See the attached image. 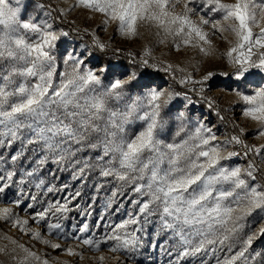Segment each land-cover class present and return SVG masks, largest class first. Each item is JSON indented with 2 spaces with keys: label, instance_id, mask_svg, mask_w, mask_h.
Listing matches in <instances>:
<instances>
[{
  "label": "snow or ice",
  "instance_id": "1",
  "mask_svg": "<svg viewBox=\"0 0 264 264\" xmlns=\"http://www.w3.org/2000/svg\"><path fill=\"white\" fill-rule=\"evenodd\" d=\"M77 6L99 14L105 29L114 25L124 37L151 25L157 35L180 38L174 40L177 50L194 38L211 46L210 32L232 33L235 42L222 54L231 70L208 71L198 79L185 75L178 83L186 91L178 92L158 83L157 74L171 72L172 65L150 61V49L132 59L133 68L111 61L93 64L88 46L71 43L70 32L80 31L57 26ZM29 7L28 0H0V204L12 205L0 207V221L81 259L82 252L47 237L93 251L107 246L123 253L118 264H144L139 255L156 252L166 264H264V247L253 248L264 239V183L259 182L264 144H246L243 128L220 141L203 119L193 125L192 112L203 103L223 120L206 93L213 77H227L225 88L264 138V0H76L69 9L56 10L55 17L50 6L35 3L46 18L31 16ZM84 33L91 36L92 49L106 51L95 32ZM172 128L169 140L166 130ZM234 146L243 152L229 150ZM241 155L251 157L246 166L228 163ZM63 172L78 183L75 190L45 178L59 179ZM87 187L94 193L92 203L106 193L104 208L110 214L106 223L95 225L105 229L100 235L88 223L73 224L71 231L63 223L76 210L90 215L80 205ZM56 193L63 195L43 199ZM112 215L123 218L115 223ZM10 242L16 264H49L28 245ZM17 249L22 257L14 255ZM105 259L100 256V264Z\"/></svg>",
  "mask_w": 264,
  "mask_h": 264
},
{
  "label": "rangeland",
  "instance_id": "2",
  "mask_svg": "<svg viewBox=\"0 0 264 264\" xmlns=\"http://www.w3.org/2000/svg\"><path fill=\"white\" fill-rule=\"evenodd\" d=\"M30 7L28 12L31 16H37L41 18H46L47 13H42L40 9L34 7L35 3H39L34 0H28ZM54 10L49 9L52 12V16L55 17L59 13L58 9H69L71 5L76 4V0H51ZM225 3H234L235 0H223ZM176 12L182 11V4L176 7ZM201 15L203 13H200ZM91 17V18H90ZM214 18L219 19V16ZM194 21H198V15L192 16ZM264 25V22H262ZM58 27L66 26L70 29H78L80 34L78 39L71 38V43L74 46H88L91 49V36L84 33V29H88V32H95L96 36L99 39L108 45L107 48L114 50L117 49H127L129 51H136L139 53L140 58L145 49H150L151 54L149 56L150 61L155 62L161 66L172 65V69H175L185 75H192L193 78H200L203 74L208 71L213 72H222L230 71L231 69L227 65L226 58L222 55L227 52L228 48L232 43L235 42V36L232 33L225 32L223 34L217 33L212 35L209 29H205L210 32L209 38L212 41L211 46L203 44L202 42L193 39V44L184 45L181 43L179 50L175 47V42H180V38H173L171 36H164L163 33L157 35V29L151 25H143L139 28L138 35L134 37H124L115 30L114 25H109L106 29L101 25V16L99 14H92L89 10L82 7H72L70 11L67 12L64 21L61 23L57 21ZM258 31V29H254ZM72 34L77 35L75 31H72ZM226 37V39L224 38ZM88 40V41H87ZM164 42L161 43L160 41ZM61 47L66 46V42H62ZM203 47L206 52H209V55L200 51V48ZM117 52V51H116ZM132 59V56L130 55ZM98 62L97 57L93 54L92 63L96 64ZM183 69V71H181ZM62 70V69H58ZM179 79L176 80V84L179 86V89L173 87V85L166 80H158V83L162 87H169L178 92H184L186 89L183 85L178 83ZM107 82V81H106ZM213 87L206 95L210 96L214 101L216 106L220 109V115L224 117L223 120L219 119L215 112L209 110L207 106L203 103H198L195 108L192 109L193 112V125L197 119H203L204 122L213 128V131L216 133L218 139L223 141L230 137L233 134H239V129L243 128L244 133L242 139L246 144L249 145H260L264 144V138L258 137L256 135L258 130V123L252 121L250 118H246L242 115L241 103L236 99L235 95L229 92L225 85L229 83L227 77L217 76L213 77ZM197 97L193 95V100H196ZM183 104V100L176 102V106L179 107ZM216 116V119L213 117ZM190 125L189 127H192ZM235 125V127H234ZM138 127V126H137ZM175 128H172L171 131L166 130L167 139L171 140L172 133H174ZM179 139V138H178ZM229 148V150H235ZM249 158V157H248ZM247 159L243 158L242 155L239 157H233L228 163L232 166H241L244 167L247 164ZM259 163V160H257ZM264 168V164L261 165ZM12 206L8 203L0 204V207ZM17 211V210H16ZM22 217H26L27 214L19 212ZM122 219V218H121ZM120 219V220H121ZM252 218L250 217L249 220ZM259 221L252 225L253 228L259 226ZM33 228H40L39 225L32 224ZM78 228V227H77ZM66 231H71L70 226L65 227ZM42 230V229H41ZM248 231V229H245ZM79 235V233H76ZM102 234V233H100ZM7 237L8 239H5ZM53 239V242L61 243L64 248L72 246L76 251L82 252V259L79 256H70L63 249L53 250L50 247L36 242L35 240H30L27 235H21V233L10 224H6L3 221H0V249H3V252H0V264H16V261L12 259L11 249L15 246L10 242L11 239H16L21 244H26L32 248L33 251H36L42 256L43 259H47L49 264H100L99 257L104 256L106 259L103 261V264H118L116 259L119 256L120 259H125L123 253H113L107 246L102 245L100 251L90 250L87 246L81 245L80 248H76V241L68 240H56L53 237H47ZM34 245V247H33ZM264 247L263 239L254 243L253 248L259 249ZM239 245H236L238 250ZM46 254V255H45ZM17 257H22L23 253L17 249L14 253ZM145 256H148L149 259H144ZM140 260H144V264H166L167 258L162 254L156 253H141L138 257Z\"/></svg>",
  "mask_w": 264,
  "mask_h": 264
},
{
  "label": "trees",
  "instance_id": "3",
  "mask_svg": "<svg viewBox=\"0 0 264 264\" xmlns=\"http://www.w3.org/2000/svg\"><path fill=\"white\" fill-rule=\"evenodd\" d=\"M34 1L42 3L45 6H50V9L54 10V6H53L51 0H34ZM62 28L64 30H69L66 26H63ZM70 37L78 39V35L72 34V32H70ZM91 51L97 57L98 62H100V63L107 64L109 61H111V63H113V64L120 63L121 65L128 67V68H133L134 65L131 63L132 59L134 57L135 58L139 57L138 52L129 51V50L124 49V48H121L119 52H116V50L111 49V48H107L106 51H103V52L91 48ZM130 55L132 56V59L130 58ZM157 76H158V80H166V81L170 82L173 85V87L180 90L179 86L176 84V80L183 77V74L181 72H179L175 69H172L171 72H167V73L160 71L157 74ZM213 118L216 119V116H214ZM250 158L251 157L246 158V159L248 160ZM57 175H58L59 179H53L52 177H47V176L45 178L48 181H50L51 183H54L57 187H59L61 184L67 183L71 186V190H75L79 186L76 181H73L71 179L70 174L68 172L57 173ZM259 182L264 183V179H260ZM32 191L35 192L34 189ZM83 191H84V197L82 200H80V205H81V208L89 210L90 215L85 216L80 211L76 210V211L69 213L68 214L69 218L67 220L63 221V223H64L65 227L66 226L71 227L73 224H75L76 227H80L83 223H88L90 225L91 231L95 232L97 235H100V233H104L105 229L103 228V226H101L100 228H96L95 225L97 224L98 221L101 223V225L106 223L109 219V214H110V210H109V213H106L105 208H104V204H105V200H106V193L104 191H101V193L99 194V197L96 199V201L94 203H92L91 197L94 195V193H93V190L91 189V187H87ZM62 195H63L62 193L49 194L48 196L44 197L43 199L55 200V199H59ZM12 198L15 199V196H13ZM28 202L29 201H25V203H28ZM3 204H6V202ZM40 207H42V205H40V204L36 205L37 209H39ZM16 210L18 212H22V211H20V209H16ZM22 213L27 214L25 212H22ZM102 215L105 217L104 221H100V217ZM121 218H123V217H121L119 215H112L111 216V220L115 223L120 222ZM263 242H264V239H263Z\"/></svg>",
  "mask_w": 264,
  "mask_h": 264
},
{
  "label": "built area",
  "instance_id": "4",
  "mask_svg": "<svg viewBox=\"0 0 264 264\" xmlns=\"http://www.w3.org/2000/svg\"><path fill=\"white\" fill-rule=\"evenodd\" d=\"M234 147H235L234 149H235L236 151H239V152H241V153L243 152V149H241L239 146H234Z\"/></svg>",
  "mask_w": 264,
  "mask_h": 264
}]
</instances>
